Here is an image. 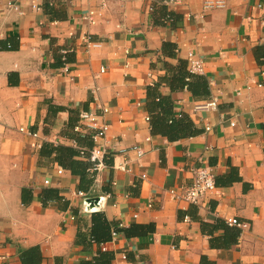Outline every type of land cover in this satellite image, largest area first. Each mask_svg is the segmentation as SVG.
Segmentation results:
<instances>
[{
  "label": "crops",
  "instance_id": "crops-1",
  "mask_svg": "<svg viewBox=\"0 0 264 264\" xmlns=\"http://www.w3.org/2000/svg\"><path fill=\"white\" fill-rule=\"evenodd\" d=\"M203 164L217 189L174 199ZM33 247L40 264H264V0H0V264Z\"/></svg>",
  "mask_w": 264,
  "mask_h": 264
},
{
  "label": "built area",
  "instance_id": "built-area-1",
  "mask_svg": "<svg viewBox=\"0 0 264 264\" xmlns=\"http://www.w3.org/2000/svg\"><path fill=\"white\" fill-rule=\"evenodd\" d=\"M157 4H163V5H175L177 4L178 0H154ZM229 0H203V9L205 11H211L214 9H220L227 6ZM84 19L88 23H95V16L94 11L89 12L88 14L84 15ZM88 44L91 46H100V43L97 42H91L90 38H88ZM189 60H190V71L192 73H198L203 71V61L201 58L195 57V54L193 52L189 53ZM64 71L68 73L70 70L66 66L64 67ZM104 71V69H102ZM205 107H211V108H217L218 107V100L216 98L209 101ZM104 111H108L107 108L104 109ZM80 120L85 123L88 127L94 128L96 130L95 134L93 135V138L95 141L98 140V138H103L106 136L107 131L109 129V124L105 121H101L97 114H95L92 111H84L80 114ZM231 125L234 126L235 122L231 121ZM77 129H79L77 127ZM207 130H210V127H206ZM21 131H26L24 128H21ZM36 135V134H35ZM132 150H136L138 152L139 156H142L144 151L141 148H133ZM104 149L101 148V146H95L93 150L91 151L90 155L88 156L89 161L91 162L90 167L88 168L89 172L96 175L100 170H102L105 167L104 162ZM82 156H87L86 151L84 149L81 150ZM202 160V159H200ZM116 169L119 170H127V162L125 160L123 161H117L114 164ZM195 178L192 184L187 186L182 192H177L176 190H170V193L174 199L177 200H185L187 202L193 203V204H200L202 202V199L208 195L213 193L217 189L216 185V175L213 172V169L209 166L203 164L199 167H196L193 169ZM64 173V169L62 167H59L57 169V174L61 175ZM143 177H146L145 174H143ZM45 184H49L50 180L46 179L44 181ZM79 195H85L86 193L79 191ZM137 217V216H136ZM188 219V218H187ZM228 223L231 225H241V222L237 218H229L227 219Z\"/></svg>",
  "mask_w": 264,
  "mask_h": 264
},
{
  "label": "trees",
  "instance_id": "trees-1",
  "mask_svg": "<svg viewBox=\"0 0 264 264\" xmlns=\"http://www.w3.org/2000/svg\"><path fill=\"white\" fill-rule=\"evenodd\" d=\"M172 123H174L172 121ZM46 195L51 196L52 191H46ZM93 221H94V226L92 229V238L95 241H103V240H108L109 237L104 236L103 233L106 232L108 230V224H104L105 220H104V215L101 213H95L92 215ZM123 229H121V227H116L115 231H121ZM125 233L129 234L130 233V228L128 229H124ZM106 242V241H104ZM22 261L23 264H40L41 263V254L39 251L38 247H33L30 248L26 251L23 252L22 254Z\"/></svg>",
  "mask_w": 264,
  "mask_h": 264
},
{
  "label": "water",
  "instance_id": "water-1",
  "mask_svg": "<svg viewBox=\"0 0 264 264\" xmlns=\"http://www.w3.org/2000/svg\"><path fill=\"white\" fill-rule=\"evenodd\" d=\"M100 199H98V201H99Z\"/></svg>",
  "mask_w": 264,
  "mask_h": 264
}]
</instances>
